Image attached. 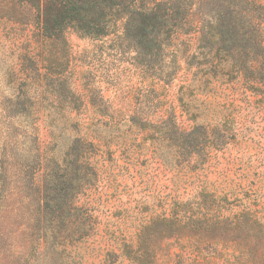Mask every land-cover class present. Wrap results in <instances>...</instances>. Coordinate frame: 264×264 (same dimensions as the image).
Instances as JSON below:
<instances>
[{"label":"rangeland","instance_id":"obj_1","mask_svg":"<svg viewBox=\"0 0 264 264\" xmlns=\"http://www.w3.org/2000/svg\"><path fill=\"white\" fill-rule=\"evenodd\" d=\"M27 34L0 17V264H264V106L234 98L241 90L228 76L208 75L200 42H179L192 69L183 60L164 84L157 48L147 53L121 30L96 39L70 29L60 95L46 69L24 66ZM164 106L211 131L181 147L159 117ZM77 141L79 165L94 168L75 199L89 218L81 240L76 226L58 236L29 221L53 161Z\"/></svg>","mask_w":264,"mask_h":264},{"label":"trees","instance_id":"obj_2","mask_svg":"<svg viewBox=\"0 0 264 264\" xmlns=\"http://www.w3.org/2000/svg\"><path fill=\"white\" fill-rule=\"evenodd\" d=\"M0 17L28 30L27 39L31 44L24 49L23 64L36 70L46 69L54 94L62 95L65 90L62 74L68 63L63 60L67 57L68 30L96 39L121 30L123 37L137 42L147 53L155 47L162 54L164 84L175 79L182 70L183 60L187 69H192V63L187 62L190 55L184 57L185 50L182 51L179 42L186 46L200 42L206 51L201 53L203 61L199 65L208 67L207 74L228 76L229 82L235 80L241 90L234 98L252 107L264 106L262 0H0ZM58 43H62L60 49L64 55L59 56ZM171 46L174 49L172 65L168 61ZM32 50L36 52L33 57ZM192 58H196L194 54ZM166 106L159 117L161 120L169 117L165 123L172 124L174 129L170 132L181 147L188 149L193 138L199 134L206 136L211 131L204 125L185 126L177 122L175 106ZM81 150L77 141L62 164L53 161L55 168L44 177L41 206L36 210V217L29 219L42 223L44 228H53L58 236L76 226L78 234L68 235L76 240L85 237L82 230L89 219L83 218L84 223L80 220L82 210L75 203L79 182L86 181L94 172L88 161L79 165L77 157ZM79 170L85 171V177H80ZM244 217L242 223L248 222L245 226L256 228L259 224L250 216ZM203 223L205 229L217 226L210 219H204ZM226 226L233 227L230 223ZM44 232L42 237L48 244L47 230Z\"/></svg>","mask_w":264,"mask_h":264}]
</instances>
